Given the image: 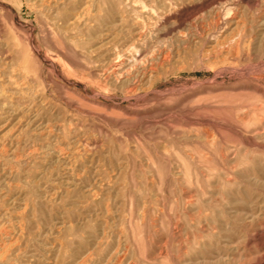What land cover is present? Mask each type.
Instances as JSON below:
<instances>
[{
    "label": "rangeland",
    "instance_id": "rangeland-1",
    "mask_svg": "<svg viewBox=\"0 0 264 264\" xmlns=\"http://www.w3.org/2000/svg\"><path fill=\"white\" fill-rule=\"evenodd\" d=\"M0 264H264V0H0Z\"/></svg>",
    "mask_w": 264,
    "mask_h": 264
},
{
    "label": "bare ground",
    "instance_id": "bare-ground-1",
    "mask_svg": "<svg viewBox=\"0 0 264 264\" xmlns=\"http://www.w3.org/2000/svg\"><path fill=\"white\" fill-rule=\"evenodd\" d=\"M136 27H137V26H136ZM126 30H127V29H126ZM134 30H135V31H137L138 29H137V28H135ZM134 30H133V31H134ZM127 31H128V30H127ZM133 31L131 30V32H133ZM138 31H139V30H138ZM128 32H129V31H128ZM139 32H141V31H139ZM126 33H127V32H126ZM128 35H129V33H128ZM128 35L126 34V36H128ZM138 36H141V34H140V35H138ZM132 86H134V85H132ZM135 89H136V88H135ZM130 90H131V89H130ZM132 91H133V90H132ZM4 225H5V224H4ZM12 226H13V225H12ZM13 227H14V226H13ZM9 228H10V227H9Z\"/></svg>",
    "mask_w": 264,
    "mask_h": 264
}]
</instances>
